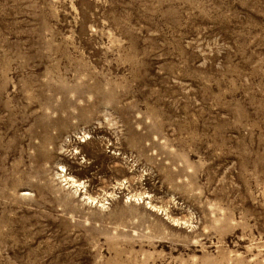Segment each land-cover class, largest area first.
I'll return each instance as SVG.
<instances>
[{
    "label": "rangeland",
    "instance_id": "rangeland-1",
    "mask_svg": "<svg viewBox=\"0 0 264 264\" xmlns=\"http://www.w3.org/2000/svg\"><path fill=\"white\" fill-rule=\"evenodd\" d=\"M0 264H264V0H0Z\"/></svg>",
    "mask_w": 264,
    "mask_h": 264
},
{
    "label": "bare ground",
    "instance_id": "bare-ground-1",
    "mask_svg": "<svg viewBox=\"0 0 264 264\" xmlns=\"http://www.w3.org/2000/svg\"><path fill=\"white\" fill-rule=\"evenodd\" d=\"M65 178H66V176H65ZM67 178H69V179H70V181H72V183H75V180H73V178H72V177H70V176H69V177H67ZM80 182H81V181H80ZM80 182H79V183H80ZM70 183H71V182H70ZM79 183H78V184H79ZM78 184H77V182H76V185H78ZM76 185H75V186H76ZM92 202H93V201H92Z\"/></svg>",
    "mask_w": 264,
    "mask_h": 264
}]
</instances>
